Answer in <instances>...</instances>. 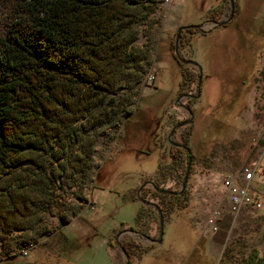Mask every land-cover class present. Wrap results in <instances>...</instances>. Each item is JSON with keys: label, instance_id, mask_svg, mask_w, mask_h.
<instances>
[{"label": "rangeland", "instance_id": "obj_1", "mask_svg": "<svg viewBox=\"0 0 264 264\" xmlns=\"http://www.w3.org/2000/svg\"><path fill=\"white\" fill-rule=\"evenodd\" d=\"M158 0V41L152 63L141 83L133 112L106 146H96V165L110 148L109 171L91 189L94 208L60 225L26 256L14 254L19 264H220L223 258L239 261L251 247L261 250L264 237V0ZM230 14V15H229ZM227 18L207 31H179L178 52L200 65L179 64L174 54L176 27ZM139 35L137 41H141ZM181 71L184 72L183 78ZM182 82V84H179ZM189 96V97H187ZM229 101L227 102V100ZM189 106L191 110L185 107ZM158 119L157 139L163 161H170V128L179 121L170 139L180 141L191 127L188 144L194 153L185 180L187 203L162 215V234L149 242L123 228L133 226L145 235L159 234L158 213L150 207L139 222L144 204L136 193L141 178L152 179L154 141L144 145ZM188 121H190L188 123ZM125 140L121 151L115 150ZM138 141V143H136ZM141 149V148H140ZM113 153H116L115 157ZM252 171L245 178L243 168ZM176 172L158 174L160 186L180 188ZM247 185V198L230 201L223 176ZM143 199L160 204L152 185L142 184ZM90 194V190L88 191ZM88 199H91L90 196ZM50 220L54 221L52 217ZM123 230V231H120ZM119 232V233H118ZM130 240V263L116 244ZM227 248V249H226Z\"/></svg>", "mask_w": 264, "mask_h": 264}, {"label": "trees", "instance_id": "obj_2", "mask_svg": "<svg viewBox=\"0 0 264 264\" xmlns=\"http://www.w3.org/2000/svg\"><path fill=\"white\" fill-rule=\"evenodd\" d=\"M157 1L0 0V264H19L9 261L12 251L41 244L90 196L96 146L130 115L152 63ZM186 148L174 149L176 165L159 163L157 176L179 167L181 181L194 159ZM151 193L164 215L187 203L186 186ZM262 244L220 264H264V237ZM121 245L130 257L133 243Z\"/></svg>", "mask_w": 264, "mask_h": 264}, {"label": "flooded vegetation", "instance_id": "obj_3", "mask_svg": "<svg viewBox=\"0 0 264 264\" xmlns=\"http://www.w3.org/2000/svg\"><path fill=\"white\" fill-rule=\"evenodd\" d=\"M229 7H230V5H229ZM231 9V8H230ZM223 24V23H222ZM181 25H185V24H181ZM221 25V24H220ZM179 26V25H178ZM190 27V26H189ZM183 28H187V27H183ZM182 28V29H183ZM191 28H197V27H191ZM200 29V28H199ZM202 30V29H201ZM202 31H207V30H202ZM178 60V59H177ZM178 61H180V60H178ZM181 62V61H180ZM183 64H187V63H184V62H182ZM190 65H192V64H190ZM193 66V65H192ZM198 69H197V74H198ZM187 97H189V96H187ZM187 110H191L190 109V107L187 105L186 107H185ZM132 112H133V110H132ZM132 112L130 113V114H132ZM187 122V121H186ZM190 121H188V123H189ZM185 123V122H184ZM158 126V119H156V122L154 123V125L152 126V128L150 129V136H149V138L145 141V144L144 145H141V144H137V145H139V146H141L140 148L139 147H135V149L136 150H143V148H142V146L144 147L145 145H147L146 143H148V142H150V141H154V149L156 150V160H155V168H154V172L156 173V175L152 178V179H150V180H148L147 178H141V183H140V185L139 186H141L140 187V192L142 191V188H143V186H142V184L143 183H145V182H147V181H151L152 183H153V181H157V180H159L160 178H159V176H157V169H158V166H159V163L160 164H162V163H167V164H169L170 162L172 163V164H177L176 162H173V160H174V155L176 154V153H174V149L175 148H180L181 150H182V153L184 154V153H187L188 152V149L186 148V145H188L189 146V144H188V139H189V136H190V134H191V127H188L186 130H184V131H181V133H180V141H177V140H173L172 138L170 139V141H171V143H172V141L173 142H176L177 144H173L172 143V145H171V154H170V161H163L162 160V157L163 156H161V145L159 144V142H158V139H157V136H156V133H157V127ZM176 130V128L173 130V132ZM187 130H189V133H188V139H187V144H185L184 142H183V139H182V135L181 134H185V132L187 131ZM172 132V133H173ZM171 136V135H170ZM167 139H168V137H167ZM127 141L125 140V142H124V140H123V142L119 145V147L115 150V152L118 150V151H121V148H122V146L126 143ZM136 143H138V141L136 142ZM181 145H183V146H181ZM190 147V146H189ZM191 149V148H190ZM192 151V150H191ZM110 152L111 151H109V154H110ZM193 152V151H192ZM194 154V153H193ZM116 156V153H113V156L112 157H115ZM110 161H111V158H109V157H107V155H106V157L100 162V164L97 166V171L99 170V173L97 174V179L99 178V180H101L100 182H103L104 180H105V176H106V174H107V172L109 171V169H108V166H110ZM194 161V159L192 160V162ZM191 162V163H192ZM188 164H189V162H188V160L186 161V170H185V172H184V174H183V176L186 174V177H187V168H188ZM177 170H179L180 172V174H181V169L179 168V167H177V168H175L174 170H172V171H170V172H176ZM159 174V173H158ZM180 174H178V176H180ZM183 176H182V180H181V183L183 182ZM180 178V177H179ZM186 180V179H185ZM185 180H184V186H185ZM160 185H158V187H159ZM184 188V187H183ZM169 189V188H168ZM151 190H156V189H154L153 187L151 188ZM136 193H137V190H136ZM140 195V197L142 198V196H141V193L139 194ZM143 203V202H142ZM143 204H145V203H143ZM92 208H94V205H93V207ZM130 227V226H129ZM133 228V227H132ZM136 232V231H135ZM137 233V232H136Z\"/></svg>", "mask_w": 264, "mask_h": 264}, {"label": "water", "instance_id": "obj_4", "mask_svg": "<svg viewBox=\"0 0 264 264\" xmlns=\"http://www.w3.org/2000/svg\"><path fill=\"white\" fill-rule=\"evenodd\" d=\"M229 1V5H230V14L232 12V0H228ZM229 14V15H230ZM227 20V18H221V19H217V20H213L211 22H197V23H189V24H185V25H179L176 27V33H175V37H174V54L175 56L177 57L178 60H180L181 62H184V63H187V64H192L193 66H196V68L198 69V78H197V83L199 82V78H200V65L192 60V59H189V58H185V57H182L179 52H178V47H177V40H178V36H179V31L183 28V27H197V28H200L202 30H209L210 28L214 27V26H218L222 23H224L225 21ZM187 120L184 119V120H181L179 121L177 124L173 125L168 134H167V137H168V140H170V135L172 134L173 130L178 126V125H181L182 123L186 122ZM173 144H177L176 142H173ZM183 146V145H181ZM186 179V174L183 176V182L180 184V188L178 189H175V190H172V189H168V188H163V187H158L156 185H154L151 181H148L152 187L154 189H158V190H163V191H166V192H169V193H177V192H180L181 189L184 187V180ZM141 186H139V188L137 189V195L139 196V198L141 199V202L145 203V204H148V205H151L153 206L157 213H158V224H159V234L156 238H153L151 236H148V235H145V234H139V233H136L135 230L132 228V227H128V228H123V230H128V231H132L134 233L137 234L138 237H142V238H145L147 239L149 242H158L161 240V234H162V215H161V210L159 208V205L152 201V200H147V199H143L140 197L138 191L140 189ZM123 230H120V231H123ZM119 233V232H118ZM116 244L118 245V247L120 248V250L122 251V253L124 254V256L126 257V261L125 263H128V259H127V254L125 253L124 249L122 248V245L121 243L116 239Z\"/></svg>", "mask_w": 264, "mask_h": 264}, {"label": "built area", "instance_id": "obj_5", "mask_svg": "<svg viewBox=\"0 0 264 264\" xmlns=\"http://www.w3.org/2000/svg\"><path fill=\"white\" fill-rule=\"evenodd\" d=\"M243 171H244L245 178H249L251 176L252 171L248 170L247 167H244ZM222 182L226 186L230 201L233 202L234 204H240L243 200L247 198V185L246 184L237 183L230 175L223 176ZM93 205H94V202L92 201V199L83 200L84 207L88 206L92 208ZM33 248H25L24 243H23V244H20L16 250L12 251V253L17 254L19 256H26L28 252ZM6 257L7 256H4L3 258L0 259V261Z\"/></svg>", "mask_w": 264, "mask_h": 264}, {"label": "crops", "instance_id": "obj_6", "mask_svg": "<svg viewBox=\"0 0 264 264\" xmlns=\"http://www.w3.org/2000/svg\"><path fill=\"white\" fill-rule=\"evenodd\" d=\"M110 148H111V147H110ZM110 148H108V150L106 151V153H105L103 159L106 157V155H108L109 150H111ZM101 161H102V160H101ZM101 161H100V162H101ZM98 165H99V164H98ZM98 165H97V166H98ZM98 173H99V170H98ZM90 198H91L92 201L94 202L93 197H92V195H91V190H90ZM78 215H81V214H80V211H79L75 216H73V217L75 218V217L78 216Z\"/></svg>", "mask_w": 264, "mask_h": 264}, {"label": "bare ground", "instance_id": "obj_7", "mask_svg": "<svg viewBox=\"0 0 264 264\" xmlns=\"http://www.w3.org/2000/svg\"><path fill=\"white\" fill-rule=\"evenodd\" d=\"M25 248H32L31 246L25 245Z\"/></svg>", "mask_w": 264, "mask_h": 264}]
</instances>
